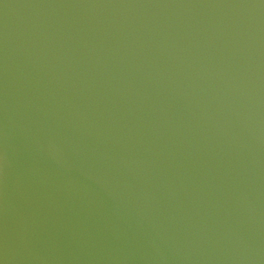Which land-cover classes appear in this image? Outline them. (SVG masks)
Returning <instances> with one entry per match:
<instances>
[{
  "label": "water",
  "instance_id": "1",
  "mask_svg": "<svg viewBox=\"0 0 264 264\" xmlns=\"http://www.w3.org/2000/svg\"><path fill=\"white\" fill-rule=\"evenodd\" d=\"M0 264H264V0H0Z\"/></svg>",
  "mask_w": 264,
  "mask_h": 264
}]
</instances>
